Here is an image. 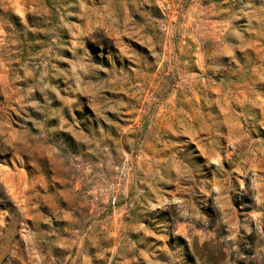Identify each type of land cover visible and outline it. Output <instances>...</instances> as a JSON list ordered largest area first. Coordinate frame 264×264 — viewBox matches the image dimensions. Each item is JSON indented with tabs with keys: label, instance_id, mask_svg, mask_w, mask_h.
Wrapping results in <instances>:
<instances>
[{
	"label": "rangeland",
	"instance_id": "rangeland-1",
	"mask_svg": "<svg viewBox=\"0 0 264 264\" xmlns=\"http://www.w3.org/2000/svg\"><path fill=\"white\" fill-rule=\"evenodd\" d=\"M0 264H264V0H0Z\"/></svg>",
	"mask_w": 264,
	"mask_h": 264
}]
</instances>
